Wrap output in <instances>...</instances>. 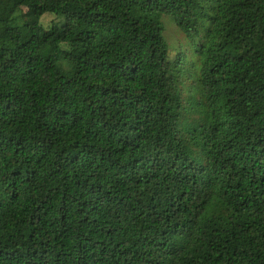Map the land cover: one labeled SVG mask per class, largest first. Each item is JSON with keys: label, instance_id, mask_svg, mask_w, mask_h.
<instances>
[{"label": "trees", "instance_id": "16d2710c", "mask_svg": "<svg viewBox=\"0 0 264 264\" xmlns=\"http://www.w3.org/2000/svg\"><path fill=\"white\" fill-rule=\"evenodd\" d=\"M0 264H264V0H0Z\"/></svg>", "mask_w": 264, "mask_h": 264}, {"label": "rangeland", "instance_id": "374dc122", "mask_svg": "<svg viewBox=\"0 0 264 264\" xmlns=\"http://www.w3.org/2000/svg\"><path fill=\"white\" fill-rule=\"evenodd\" d=\"M27 15L28 16H31L32 13L30 11H27ZM173 18L169 15H164L163 16V21H164V24H165V37L167 38L168 42H169V45H170V48L173 46V43H170V35H171V39L174 43H176V47L179 43V41H183L185 42L184 38H183V34L181 32H177L176 30H173V27L171 26L170 22H172ZM169 21V22H168ZM168 22V23H167ZM167 23V25H166ZM173 30V31H172ZM174 52V50H172ZM171 56V55H170ZM172 57V56H171Z\"/></svg>", "mask_w": 264, "mask_h": 264}]
</instances>
